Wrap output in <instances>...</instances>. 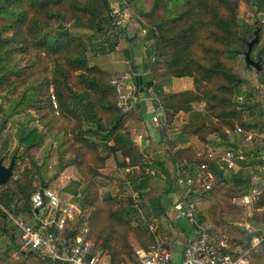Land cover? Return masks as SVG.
I'll return each instance as SVG.
<instances>
[{
  "label": "trees",
  "instance_id": "16d2710c",
  "mask_svg": "<svg viewBox=\"0 0 264 264\" xmlns=\"http://www.w3.org/2000/svg\"><path fill=\"white\" fill-rule=\"evenodd\" d=\"M241 2L252 5L256 13H264V0H151L147 10L139 9L148 26L145 40H152L149 45L143 40L141 45L147 58L154 59L149 62L142 57L148 74L141 76L142 82L132 80L136 94H147L148 87H152L159 97L163 111L161 132L173 127L179 112H190L199 102L203 103L207 123L202 122L189 132L201 141H206L209 134L229 140L230 135L238 134L237 126L246 132L252 129L245 115L247 103L239 100L243 80L235 72V60L244 54L255 31L260 39L262 25L258 20L239 23ZM108 5V0H0V90L7 86L11 93L7 109L0 102V131L18 112L30 109L37 118V125L22 127L10 151L6 143L0 144L3 164L14 159L13 176L0 185V236L10 237L6 250L43 257L50 264L62 263L23 248L20 235L3 209L23 213L28 222L36 216L28 197L48 185L33 150L41 145L46 133L57 146L58 172L68 166L75 169L77 178L69 181L73 183L71 194L87 214V218H80L81 226H70L71 219L66 218L63 228L52 223L49 231L71 241L82 228H87L92 251L106 253L110 264H139L133 242L147 252L159 238L145 226L134 223L133 199L122 182L125 178L136 189H142V184L152 177L137 168L146 158L144 151L125 128V111L110 75L89 64L90 39L70 30L86 27L94 33L106 31ZM135 51H125V55L132 57ZM257 59L263 68L258 72L259 80L264 84V47L256 54ZM185 76L191 77L192 89L163 90L172 78ZM180 152L181 149L173 151L171 169L153 162L154 177L162 178L165 185L162 193L149 198L153 215L162 212L161 195L176 191L179 169L193 174L194 166L209 161L216 175L212 188L192 194L194 200L225 180L224 170L215 159L209 160L205 151L195 152L183 165L177 158ZM110 156L114 157L118 172L111 179H115L120 191L103 194L99 177ZM25 160L30 163L19 170L20 161ZM145 203L141 192L140 206L144 208ZM254 206V224H264V190ZM198 221L217 230L203 222V214H198ZM261 234L264 236V231ZM161 237L168 243V235L161 232ZM229 252L239 254L231 245ZM0 261L10 264L1 256Z\"/></svg>",
  "mask_w": 264,
  "mask_h": 264
},
{
  "label": "rangeland",
  "instance_id": "374dc122",
  "mask_svg": "<svg viewBox=\"0 0 264 264\" xmlns=\"http://www.w3.org/2000/svg\"><path fill=\"white\" fill-rule=\"evenodd\" d=\"M108 3V8H120L128 13L129 24L126 27L131 28L132 34L130 36H126V27L113 29L110 24L106 31L98 33H94L86 27H70V30L81 37L90 39V50L87 53L89 64L100 67L110 75V82L116 88L122 105V95L128 84L125 83L124 75H121V73L129 72L130 69V58L126 57L125 51L129 49L131 51L138 50L140 48L142 54L144 51L141 45L142 41H147V45L152 43V40H145L148 30L147 21L139 13V9L147 10L149 8L151 0H108ZM108 10H106L105 15H108ZM138 17L146 23L145 26L141 25ZM154 17L157 16L155 15ZM135 19L138 22L135 23ZM254 20H258L262 27L260 39L252 47L251 56L253 59H255L258 51L264 47V14L254 12L252 5L241 2L238 14L239 23H251ZM142 27H145V32L141 31ZM138 44L140 47H136ZM112 45L113 48L111 47ZM243 57V53L236 56L235 72L243 80L240 95L243 96L247 103L245 115L252 127L250 132L253 137L248 140L241 133L230 135V140H223L217 137L219 144L212 147L219 151L225 148H232L243 154L245 157L244 161L252 162L256 159L259 162L257 164H247L246 162L241 164V162H238L237 168L224 170L223 177L225 180L220 184H216L213 191L201 196L197 206L203 214V222L207 225L215 226L217 230L225 233L234 251L237 250L238 253H241L248 250V264H264V236L261 234V231H264V224L261 222L256 224L258 221L254 224L253 219L254 212L257 210L255 209L254 201L264 190V141L259 140L258 137L259 134L264 132V84L259 80V71L246 64ZM120 79L122 84L119 82ZM114 80H116L115 83L112 82ZM170 82L167 86L170 85ZM8 88L5 86L0 90V102L3 104L4 109H7L10 105L9 97L11 93L8 92ZM135 90L136 87L133 89L134 94H136ZM147 91V95L156 102L154 95L149 92L153 91V88L148 87ZM166 92L174 91L167 90ZM33 115H35V112L30 109L12 115L0 131V144L6 143L10 151L15 146L18 133L23 126L28 128L37 125V118ZM176 121L180 123L178 114L175 116L173 127H179L180 129L179 124L175 126ZM162 122V119H160L161 126ZM172 128L169 130H172ZM207 140L206 138V141H202V145ZM198 148L196 149L197 152L201 153L206 149L204 146ZM33 151L34 159L40 165L41 175H43L48 187L58 193L63 206H67L68 202H73L77 207V209H73L70 226H81L80 222L82 219L80 220V218L82 216L87 218V214L83 208L79 207V201L74 202V197L70 190L73 188V183L69 182V180H73L72 177H75L76 173L72 175L67 172L66 177H64L65 175L61 176L62 171L58 172L57 146L49 134H45L41 145L35 147ZM191 154L189 157H194ZM27 163L29 164L30 162L28 160L20 161L19 170L28 165ZM62 163L63 161L60 164ZM258 166L262 168L259 169ZM108 175L111 176L110 174ZM110 179L104 181L105 185L101 187L102 193L103 191L104 193L107 191H110L111 194L117 193V188L113 186L114 182ZM244 195H249V201H243ZM9 243L10 237L8 235L0 236V256L10 261V264H50L43 257L39 258L36 255L25 256L13 249L6 250ZM0 264L5 263L0 261Z\"/></svg>",
  "mask_w": 264,
  "mask_h": 264
},
{
  "label": "built area",
  "instance_id": "2783aa9c",
  "mask_svg": "<svg viewBox=\"0 0 264 264\" xmlns=\"http://www.w3.org/2000/svg\"><path fill=\"white\" fill-rule=\"evenodd\" d=\"M109 24L113 29L126 27L129 23L128 13L124 9L111 7L108 10ZM141 25L142 22L138 17ZM138 22L135 19V23ZM143 26V25H142ZM145 32V27L141 28ZM143 58L146 61H153L154 57L147 58L143 51ZM131 65V62H130ZM116 82V80L112 81ZM122 84V80H119ZM134 84H128L123 92L122 102L128 98L131 101H137V95L133 93ZM154 95L156 100L155 108L157 113L152 115V121L158 125L163 115L162 108L158 101V96L153 91H149ZM243 97L240 96L239 100ZM237 133H242L246 139H252L253 134L243 131L242 128H236ZM259 140L264 141V132L258 135ZM206 157L215 159L219 167L223 170L237 168L238 162H246L243 154L238 153L232 148L222 150H214L208 148ZM137 168L145 175L154 176L156 170L153 162L149 158H145L142 165ZM261 169V166H258ZM216 175L209 165V161H204L194 166L193 174H187L185 170L177 171V189L175 191L176 198L173 201V208L182 214L190 224L194 227V233L185 243L182 256L179 261L173 258L170 245L162 241L160 223L157 217L147 215L140 206L141 188L136 189L127 179H123L124 189L129 192L133 199L134 223H139L147 228L151 233L159 236L158 240L147 252L139 249V264H248V250L238 255L229 252L230 244L225 233L219 230L210 229L203 226L197 219V200L191 198L192 194L208 191L212 188ZM120 188L117 187V192ZM255 191V190H254ZM249 195L243 196V201H249ZM32 208L41 213L37 221L28 222L23 213H13L11 210L4 209L8 221L12 227L18 231L22 240V246L26 249L39 251L52 262H61L62 264H110L108 256L102 252L92 251L91 241L87 238V228H82L80 232L71 240L67 241L58 236L55 232L49 231L48 226L52 223L58 229L63 228L66 218H71L73 209H77L74 204L63 206L58 193L50 187H41L29 195ZM2 208V206L0 205ZM90 255L87 258V255Z\"/></svg>",
  "mask_w": 264,
  "mask_h": 264
},
{
  "label": "crops",
  "instance_id": "0c3cea01",
  "mask_svg": "<svg viewBox=\"0 0 264 264\" xmlns=\"http://www.w3.org/2000/svg\"><path fill=\"white\" fill-rule=\"evenodd\" d=\"M125 32L127 37L132 34L131 28H127ZM127 51L131 52L130 49ZM142 54L141 49L139 48L132 55L133 57L126 56L127 58H130L131 62L129 72L121 73V75H124V81L126 84H134L132 79L136 80V76L143 77L148 74V69H145L142 65ZM189 89H192V80L191 77L188 76L173 78L170 82V85H166L163 88V90L165 91H181ZM136 95L138 98L136 102L131 101L128 98L125 99V103L122 102V109L125 111L124 125L125 128L130 132L132 141L144 151V156L151 159L152 162L165 164L169 167V169H171L172 164L169 163V161L172 158L173 151L181 149L180 156L177 158L183 165L186 159L189 158L190 154L197 152L196 149L200 146H204V148H206L205 151L208 148L218 150L216 148H213L214 146L219 144V139L216 135L209 134L207 136V142L203 143L202 145V141L199 140L198 135L190 134L189 132L200 123L204 122L206 124L207 122V114L204 110L202 102H199L197 105H195L193 107V110L190 112L178 113V121H180V123L176 121L175 126L179 124L178 126H180V129L179 127H173L172 130H167L165 133H163L161 132L162 126L153 122L151 118L153 114L157 113L154 101L147 94L140 92ZM183 126H185L184 131L182 130ZM115 163L116 161L113 156L108 157V159L106 160L104 168L101 169L102 175L99 177L101 187H104V181H107V179H110L112 176L118 173ZM111 166L114 169L110 168ZM67 172L74 175L75 169L72 166H68L62 170L61 176L65 175L64 177H66ZM108 174H110L111 176H109ZM72 178L74 180L77 177L75 176ZM110 180L114 182V187H119L115 179ZM164 189V181L160 177L152 176L142 184V190L146 202L143 211L146 216L153 215V210L149 205V198L158 196L163 192ZM105 193L111 194L110 191H107ZM175 198V191L169 193L164 192L161 195L160 199L162 212L159 215L154 214L153 216L158 218L161 232H164L166 235H168V244L170 245V249L172 250L174 260L179 261L182 256V251L185 243H187V241L194 233V227L182 214H180L173 208V201ZM68 204L75 205V203L73 202H68L67 205ZM197 210L198 214L201 217L202 212H200V209L198 207ZM40 215L41 213L38 212V215H36L33 220L31 219V221H37ZM17 234H19L18 231ZM133 245L136 251L140 249L135 242H133ZM102 253L106 255V253Z\"/></svg>",
  "mask_w": 264,
  "mask_h": 264
},
{
  "label": "water",
  "instance_id": "95a60500",
  "mask_svg": "<svg viewBox=\"0 0 264 264\" xmlns=\"http://www.w3.org/2000/svg\"><path fill=\"white\" fill-rule=\"evenodd\" d=\"M257 41H258V35H257V32L255 31V35L247 43V49L245 50L243 55H244V60L246 64L254 67L256 71H260L262 66L260 64L259 59L255 60L251 57L252 47ZM135 78L137 82H142L143 80L141 76H136ZM13 169H14V159L13 158L10 160V162L7 165L3 164V160L2 158H0V185L6 184L8 180L13 176V173H14ZM86 257L89 258L90 255L88 254Z\"/></svg>",
  "mask_w": 264,
  "mask_h": 264
}]
</instances>
